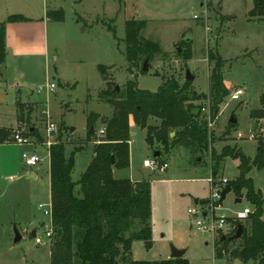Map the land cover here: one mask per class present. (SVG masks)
<instances>
[{"label": "rangeland", "instance_id": "rangeland-1", "mask_svg": "<svg viewBox=\"0 0 264 264\" xmlns=\"http://www.w3.org/2000/svg\"><path fill=\"white\" fill-rule=\"evenodd\" d=\"M54 9L63 10L64 19L48 20L44 29L41 18ZM19 14L25 19L9 21L10 16ZM131 18L147 21L143 36L157 41L162 50L147 59V71L141 70L144 60L132 66L124 54L125 22ZM2 23L12 47L11 53L7 49L1 65L0 127L12 129V140L18 134L28 142L0 144V264H50V244L44 227L50 220L44 213L50 205L49 159L44 143L64 141L66 156L75 146L81 147L74 154L71 174L73 180L80 177L91 162L94 144L104 138L100 130L105 132L106 124L102 120L113 113V106L99 98V92L106 88L97 68L100 64L119 91L128 80H133L138 88L152 92L166 80L176 79L181 85L186 66L194 75L189 87L207 95L195 104L208 118L210 77L219 62L228 93L209 127L215 139L212 147L219 153L224 146H233L250 159L245 178L250 179L252 188L263 199L264 220V167L252 164L258 140L264 136H256V132L255 138L250 137L254 124L264 123V116H250L263 107L259 100L264 94V14L256 11L255 0H0ZM187 52L191 53L190 59L186 58ZM51 83L55 88H48ZM39 85L43 88L37 91ZM238 89L243 91L242 95L231 99ZM16 99L25 101L24 118L17 127ZM92 112L97 116L89 136L87 117ZM231 116L236 123L230 122ZM49 123L55 125L53 132H48ZM129 123V165L113 169V174L116 178L149 182L152 227V246L146 248L145 242L134 240L132 257L169 258L174 246L184 249L183 257L189 264H234L238 258L230 251L239 245V240L234 239L226 248L219 240L221 235L231 232V222L226 220L220 235L202 232L194 222L215 189L211 177L219 184L223 179L239 177L240 157L227 155L217 159L209 152L192 155L184 146L154 157L153 150L161 147H151L145 139V129H140L131 117ZM31 128L40 141L27 135ZM24 152L35 153L40 162L26 166ZM153 161L166 163L167 167L153 169ZM31 170L36 176H27ZM246 191L244 188L242 196H238L240 202L234 201L237 195L233 189L228 191L215 202V216L233 217L246 207L253 212L255 206ZM75 192L80 193L79 186ZM190 208L198 209L199 215L190 216ZM15 228L21 236L18 241H14ZM33 229L41 244L35 243ZM214 244L222 249L221 257L215 256ZM241 264L257 263L250 260Z\"/></svg>", "mask_w": 264, "mask_h": 264}, {"label": "trees", "instance_id": "trees-1", "mask_svg": "<svg viewBox=\"0 0 264 264\" xmlns=\"http://www.w3.org/2000/svg\"><path fill=\"white\" fill-rule=\"evenodd\" d=\"M256 11L264 14V0H255ZM255 12H253L254 14ZM48 20L63 21V10H48L45 14ZM21 14L12 15L9 21L24 20ZM147 25L144 19H128L125 22V57L132 66L141 60H151L162 52L160 44L143 36ZM189 41H186V43ZM180 42L179 44H182ZM187 59L191 53L187 52ZM7 45L4 24L0 25V65L6 60ZM214 57V56H211ZM102 72L106 88L99 92V98L113 106V113L102 123L106 124L104 138L93 146L91 162L80 174L77 180L72 178L74 154L81 147H74L71 153L65 155V142L59 139L48 146L49 159V193H50V227L52 233L49 239L50 264H189L187 258H162L161 260H140L132 257L131 248L134 240L145 242V247L152 246V227L149 224L151 216V190L149 182L134 181L129 177L116 178L113 169L125 168L129 165V130L132 121L141 129H145V139L151 147L159 146V155L175 148L184 146L189 152L200 155L209 152L212 158L223 159L227 155L239 156L240 176L228 179L226 184L235 191L237 197L242 196V190L247 188L246 196L255 206L244 222L239 245L230 253L242 263L253 261L264 264V220L261 219L263 199L260 193L252 188L245 173L251 167L248 157L241 154L233 146H224L217 153L212 147L215 140L209 129V121L219 111V104L228 89L222 83L220 63L215 67L210 77L211 105L208 118L202 112L196 100L207 98L190 88V82L181 85L176 79L164 81L152 92L138 88L136 81L128 80L121 91H115V83L105 72V66H97ZM142 70V69H141ZM262 108L251 112L250 116L259 119L264 116V94L260 96ZM23 102H17L16 120L24 118ZM203 107V106H202ZM94 112L87 117L88 135L94 125ZM153 120V122H150ZM173 135L170 136V133ZM12 129L0 127V144L11 139ZM27 135H34L33 128ZM156 150H153V153ZM256 157L252 160L257 168L264 167V139H259L256 147ZM216 175V172L213 171ZM79 186V192H75ZM237 228V227H236ZM236 228L227 236L232 235ZM226 248L234 239L222 240ZM215 245V244H214ZM215 256H222V249L215 245Z\"/></svg>", "mask_w": 264, "mask_h": 264}, {"label": "built area", "instance_id": "built-area-1", "mask_svg": "<svg viewBox=\"0 0 264 264\" xmlns=\"http://www.w3.org/2000/svg\"><path fill=\"white\" fill-rule=\"evenodd\" d=\"M43 88L42 85H39L37 88V91H40ZM49 89H53L55 88V85L53 83L48 85ZM243 91L241 89H238L236 91H234L231 95V99H238L240 95H242ZM209 121V125L212 123V121L210 119H208ZM48 132H53L55 130V125L53 123H49L48 124ZM256 132H259V135H256ZM104 133V130H100V134L102 135ZM239 136V134H237ZM261 137L264 136V123H262L260 126L258 124L257 128L253 131H251L250 133V137L255 138L256 136ZM13 141L18 142V143H22V142H28V139L25 137H21L18 134L13 135ZM50 144V143H49ZM22 158L24 159V163L26 166L28 167H32L38 164V162H40V159L38 158V156L35 153H27L24 152L22 154ZM153 169H160L162 170L164 167H167L166 163L163 164H158L155 161H153L152 163ZM211 185H215V189L212 190L211 192V197H210V202L209 204H206L207 206H203L202 209H200V215L198 214V209H194V208H190L188 209V214L190 216H195V215H199V219L195 220L194 223H196V226L198 229H200L202 232L208 231L211 232L214 235H220L224 233V225L226 224V220L229 224V222H231L232 228L231 231L233 229H235L237 227V223L240 221H244L246 216L251 212L249 207L244 208L242 211H239L236 213L235 216L233 217H225L224 215L221 216H215L213 210L215 208L214 204L216 201L220 200V193L221 191L224 189V185H226L227 180L223 179L222 184H219L218 181H215L213 179V177H211L210 180ZM44 213L47 215H51V210H50V205H49V209H44ZM45 227V235L46 237H48V239H50L51 233H52V228L50 227V220L49 223L44 225ZM230 231V230H229ZM225 233L226 235L229 234ZM35 236V243L36 244H41L42 241L39 237Z\"/></svg>", "mask_w": 264, "mask_h": 264}, {"label": "water", "instance_id": "water-1", "mask_svg": "<svg viewBox=\"0 0 264 264\" xmlns=\"http://www.w3.org/2000/svg\"><path fill=\"white\" fill-rule=\"evenodd\" d=\"M187 41H189V40H187ZM179 50H180V48L178 47L177 51H179ZM8 52L11 53V49L10 48L8 49ZM141 69H142V71H147V69H148L147 59H145L143 61ZM185 70H186L185 71V81L191 82L194 79V75L190 72V70L186 66H185ZM114 89H115V91H119L117 85L114 86ZM229 120L232 123H236V120H235V118H233V116H231L229 118ZM257 126H258L257 123H255L254 126H253V129L255 130L257 128ZM93 131H94V126H92L90 128V132H93ZM172 135H173V132L170 133V136H172ZM158 155H159V152L155 151L152 156L158 157ZM223 188L224 189L220 193V200H222L225 197V195L228 193V191H230L232 189L229 184L224 185ZM234 201L235 202H240L241 199L239 197H236ZM195 202H197V199H195ZM242 230H243V225L240 223V224L237 225L236 231L232 235L227 237L225 234H223V235H221V239L222 240H224L226 238L228 240H230V239H238L241 236ZM31 234L34 236L36 234V230H33L31 232ZM20 238H21V236H20L18 230L15 228L14 241H18ZM183 254H184V249H182V248L178 249V248H176L174 246H171V253H170L169 258L177 259L179 257H182ZM234 264H241V260L235 259L234 260Z\"/></svg>", "mask_w": 264, "mask_h": 264}, {"label": "crops", "instance_id": "crops-1", "mask_svg": "<svg viewBox=\"0 0 264 264\" xmlns=\"http://www.w3.org/2000/svg\"><path fill=\"white\" fill-rule=\"evenodd\" d=\"M47 21H48V19L46 18V16H44V18H41V24L43 25V28L45 29V27H46V23H47ZM5 40H6V45H7V49H9L10 47H12L11 46V44H10V42H9V40H7V38H6V36H5ZM11 49V48H10ZM45 50V49H44ZM44 53H45V51H44ZM43 53V54H44ZM20 54H23V53H15V55H20ZM2 72V69H1V65H0V73ZM25 102V101H20L19 99H16V104H17V102ZM16 104H15V106H16ZM16 108V107H15ZM16 111H18V109L16 108L15 109ZM15 126L17 127V126H19L18 125V122H17V120H16V123H15ZM1 127H5V126H1ZM6 127H8V126H6ZM12 127V126H11ZM44 144H46L47 145V150H48V146H49V144H47V143H44ZM44 144H41L42 146L40 147V149L42 150L43 148H44ZM27 176H36V173L34 172V171H30L29 173H28V175ZM78 178H76V179H74V180H77ZM198 201V200H197ZM33 230H36V229H33ZM32 230V231H33ZM37 232V231H36Z\"/></svg>", "mask_w": 264, "mask_h": 264}]
</instances>
